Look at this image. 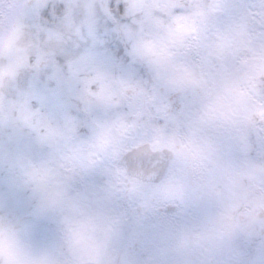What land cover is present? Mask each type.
I'll list each match as a JSON object with an SVG mask.
<instances>
[{"label":"clouds","instance_id":"1","mask_svg":"<svg viewBox=\"0 0 264 264\" xmlns=\"http://www.w3.org/2000/svg\"><path fill=\"white\" fill-rule=\"evenodd\" d=\"M0 264H264V0H0Z\"/></svg>","mask_w":264,"mask_h":264}]
</instances>
